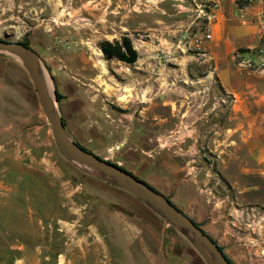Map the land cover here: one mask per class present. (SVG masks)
I'll return each instance as SVG.
<instances>
[{
  "label": "rangeland",
  "instance_id": "obj_1",
  "mask_svg": "<svg viewBox=\"0 0 264 264\" xmlns=\"http://www.w3.org/2000/svg\"><path fill=\"white\" fill-rule=\"evenodd\" d=\"M198 2L0 0V36L30 41L52 77V87L64 95L59 106L69 134L88 149L128 166L127 143L138 127L142 134H151L153 144L155 137H162L169 154L192 158L195 100H206L212 107L210 123L202 127L210 131L204 149L223 150L226 142L219 144L215 135L222 140L228 136L235 141L230 147H239V133L229 127L240 123L233 109L230 118L229 107L215 108L222 98L234 96L223 90L217 74L209 73L212 63L197 59L194 44L183 48L179 44L185 33L193 36L206 24L195 20ZM203 7L210 9L209 4ZM124 36L138 50L134 64L106 58L99 45ZM195 85L201 86L199 91ZM140 100L151 105L152 118L146 123H136L139 116L147 117ZM261 112L264 109L254 103L248 108L252 117L248 128L255 127L254 117ZM136 173L150 179L148 172ZM243 178L236 168L224 171L215 164L209 181L216 192L212 211L222 209L232 227L223 233L229 240L221 236L217 242L236 264H241ZM258 181L262 184L264 179ZM262 189L257 193L249 188L248 196L264 195ZM257 208L263 215L264 206ZM11 244L23 248L10 249ZM0 264H207L178 229L139 198L60 154L28 72L19 59L4 53H0Z\"/></svg>",
  "mask_w": 264,
  "mask_h": 264
},
{
  "label": "crops",
  "instance_id": "obj_2",
  "mask_svg": "<svg viewBox=\"0 0 264 264\" xmlns=\"http://www.w3.org/2000/svg\"><path fill=\"white\" fill-rule=\"evenodd\" d=\"M199 1L195 20H198L197 24L205 22V26L207 24L211 26L212 39L204 40L201 47H196L199 50L196 53L197 59L202 58V62H211L213 70L209 73L217 74L223 90L234 96L231 100L222 98L216 103L215 108L229 107V117L232 118L230 115L233 109L234 115L236 114L234 118L240 119L237 126L229 127L233 133L235 131L239 133V147H230L235 141L228 136L224 138L222 134L223 140L218 135L214 137L220 141L219 144L226 142L223 150L215 153V151L204 149L203 145L210 131H203L202 127L205 123H210L212 107L206 100H195L194 157L183 155L179 159L174 153L169 154L168 150L164 149V143L161 142L162 137H155L154 142L157 144H153L151 134H142L140 128L136 127L133 139H129L127 143L128 152L124 157L128 166L125 167L137 176L139 175L136 172L139 171L150 173L148 175L150 179L139 177L153 187L163 189L165 195L216 241L221 236L228 241V236L223 233L228 229L232 230V227L231 220L228 224L223 210H220L222 206L215 207L216 210H220L219 213L212 211L211 202L216 192L214 186L209 184L210 175L215 164L224 171L231 167L239 170L245 177L239 184L242 214L239 225L240 262L241 264H264V214L261 215L257 208L264 206V195L257 194L254 198L248 196L249 188H256L258 193V190L264 187V181L262 184L258 181L264 179V113L257 114L254 117L255 127L248 128L251 125L249 118H252L249 117L248 108L253 107L254 103L257 107L264 109V72L241 73L235 62L237 54L243 52L242 49H252L261 43V32L264 28V0L250 4L238 3L235 0H217L218 6L215 8L212 7L211 0ZM207 4L210 9L203 7ZM204 28L200 30L199 27L200 31L195 34L202 35ZM173 31L175 32V29ZM184 35L178 40L182 48L187 47L183 41ZM166 41L172 43L167 38ZM195 87L193 89L199 91L201 86L195 85ZM212 87V85L207 86V88ZM252 96L256 98L251 100ZM140 102L147 117L145 114L142 117L139 116L136 123H146L147 119L152 118L151 105L143 100ZM214 115L219 113L214 112ZM157 118L164 120L166 117L159 115ZM253 129H255L254 133ZM183 151L189 152L190 149L184 148ZM253 175L257 177L255 182L248 180ZM249 204L256 205L255 209L250 210ZM218 243L223 246L220 242ZM22 248V244L10 245V249L21 250ZM224 250L234 261L225 247ZM234 263L236 264L235 261Z\"/></svg>",
  "mask_w": 264,
  "mask_h": 264
},
{
  "label": "water",
  "instance_id": "obj_3",
  "mask_svg": "<svg viewBox=\"0 0 264 264\" xmlns=\"http://www.w3.org/2000/svg\"><path fill=\"white\" fill-rule=\"evenodd\" d=\"M0 53L19 59L25 67L51 126L55 144L63 157L87 173L139 198L166 224L178 229L207 264H232L220 248V244L167 195L133 172L121 167L119 163L96 154L72 138L64 123L57 91L51 85L52 77L40 54L31 45L0 36Z\"/></svg>",
  "mask_w": 264,
  "mask_h": 264
},
{
  "label": "built area",
  "instance_id": "obj_4",
  "mask_svg": "<svg viewBox=\"0 0 264 264\" xmlns=\"http://www.w3.org/2000/svg\"><path fill=\"white\" fill-rule=\"evenodd\" d=\"M212 7L218 6L217 0H211ZM238 3L250 4L261 0H235ZM209 17V16H208ZM212 39V28L209 24L204 28L203 34H185L183 41L185 44H194L196 47H201L204 40ZM237 64L241 73L264 72V28L261 32V44L255 48L248 49L237 54Z\"/></svg>",
  "mask_w": 264,
  "mask_h": 264
},
{
  "label": "trees",
  "instance_id": "obj_5",
  "mask_svg": "<svg viewBox=\"0 0 264 264\" xmlns=\"http://www.w3.org/2000/svg\"><path fill=\"white\" fill-rule=\"evenodd\" d=\"M21 42H23L24 44L28 46L31 45L28 39L22 40ZM99 45L105 57L108 59L116 58L126 63L134 64L139 58L138 50L134 47L132 40L128 36H124L121 41H115V42L110 41V40H103L99 43ZM242 50L246 51V49H242ZM56 91H57L58 100L64 97V95L58 89H56ZM64 123H65V120H64ZM120 166L126 169L125 166L123 165H120ZM220 248L225 252L223 246L220 245ZM226 256L229 258L232 264H235L234 261L227 254Z\"/></svg>",
  "mask_w": 264,
  "mask_h": 264
},
{
  "label": "bare ground",
  "instance_id": "obj_6",
  "mask_svg": "<svg viewBox=\"0 0 264 264\" xmlns=\"http://www.w3.org/2000/svg\"><path fill=\"white\" fill-rule=\"evenodd\" d=\"M101 63H102V66H104V65H105L104 61H101Z\"/></svg>",
  "mask_w": 264,
  "mask_h": 264
}]
</instances>
